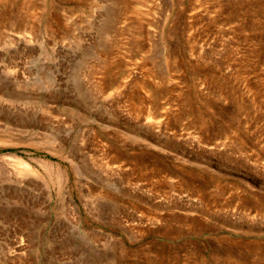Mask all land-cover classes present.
<instances>
[{
  "label": "rangeland",
  "instance_id": "obj_1",
  "mask_svg": "<svg viewBox=\"0 0 264 264\" xmlns=\"http://www.w3.org/2000/svg\"><path fill=\"white\" fill-rule=\"evenodd\" d=\"M0 264H264V0H0Z\"/></svg>",
  "mask_w": 264,
  "mask_h": 264
},
{
  "label": "bare ground",
  "instance_id": "obj_2",
  "mask_svg": "<svg viewBox=\"0 0 264 264\" xmlns=\"http://www.w3.org/2000/svg\"><path fill=\"white\" fill-rule=\"evenodd\" d=\"M109 18H110V17H109ZM107 21H108V20H107ZM107 21H106V22H107ZM109 22H110V21H109ZM107 25H109V24H107ZM104 26H105V25H104ZM105 27H106V26H105ZM108 32H109V31H108ZM20 95H21V94H20ZM17 98H18V97H17ZM15 99H16V98H15ZM21 99H22V98H21ZM26 99H27V98H26ZM10 101H11V100H10ZM12 101H13V100H12ZM18 101H19V100H18ZM18 101H17V102H18ZM21 101H22V100H21ZM22 102H23V101H22ZM26 168H27V167H26ZM47 168H48V167H47ZM49 168H50V167H49ZM49 168H48V169H49ZM48 169H46V170L49 171ZM31 171H32V170H31ZM51 172H52V171H51ZM47 174H48V173H47ZM49 175H51V174L49 173ZM110 256H111V255H110ZM109 259H110V258H109Z\"/></svg>",
  "mask_w": 264,
  "mask_h": 264
}]
</instances>
